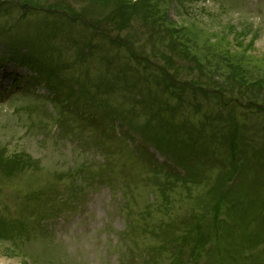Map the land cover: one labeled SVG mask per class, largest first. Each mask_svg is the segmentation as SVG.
Wrapping results in <instances>:
<instances>
[{
	"label": "rangeland",
	"instance_id": "obj_1",
	"mask_svg": "<svg viewBox=\"0 0 264 264\" xmlns=\"http://www.w3.org/2000/svg\"><path fill=\"white\" fill-rule=\"evenodd\" d=\"M128 1L0 0V264H264V112L246 106L253 83L264 86V0L162 2L168 27L184 28L196 48L220 42L255 78L243 97L230 84L222 119L212 118L215 98L188 91L182 102L132 81L126 47L91 33L94 21L112 27L105 12ZM135 21L121 35L144 33ZM143 51L162 67L150 45ZM174 61L179 81L205 83ZM185 123L193 136L178 129ZM233 130L243 138L234 149L222 138ZM198 223L217 230L187 235Z\"/></svg>",
	"mask_w": 264,
	"mask_h": 264
},
{
	"label": "trees",
	"instance_id": "obj_2",
	"mask_svg": "<svg viewBox=\"0 0 264 264\" xmlns=\"http://www.w3.org/2000/svg\"><path fill=\"white\" fill-rule=\"evenodd\" d=\"M166 0H129L127 3L125 2H119L115 6L108 8V10L105 12L106 15H109V22L108 25H112V27H106L105 28H97V22L94 21L89 26L91 29V33L97 35L98 30L101 29V35L104 36L105 39L109 41L112 45L115 47H126L125 51L127 52V57H129L131 60H134V67L130 70L131 71V77L132 81H150L152 83H156L159 87L162 88V92L166 93V91L170 92L171 97H175L180 99V101H185V93L191 92V95H193V98L195 101H198L199 98H197V95L200 92V96L205 97L206 99L215 98V105H216V114L212 118H219L222 119L223 116H229L230 109L227 106V101L224 100V93L228 92L231 93L233 88L231 87V83H233L236 88L238 89L237 96L243 97V92L241 88L246 89L248 88V83L244 82L246 81H252L255 78H249L246 77V74H244L243 70H241L240 66L233 63L235 62H242L243 60L240 59V61L235 57L234 51L225 52L224 46H222L219 42V44L208 45L207 50H203L197 48L190 43L191 41V35L184 31V28H177L175 25H171L169 23H166L164 20V2ZM81 15H83L81 13ZM139 19V24L141 25V28L144 29L143 32H139V29H135L132 31L135 35H121V30H123L125 27L127 28H136L137 21L136 19ZM168 24V25H167ZM88 27V26H85ZM175 27V28H174ZM167 28H170L169 30ZM174 30V31H173ZM110 34H113V36H110ZM176 34V36H175ZM133 35V36H132ZM134 37V38H133ZM142 38V44L139 45L138 41ZM160 44V45H157ZM151 48V56H155L159 59H163L162 67H156L155 69L153 67V63L151 62L149 56H147V53L145 54L143 51V48L145 46H149ZM205 51V52H204ZM204 52V53H203ZM243 55V54H242ZM234 56V58L232 57ZM180 59L184 62L186 70H192L196 69L201 73L202 76L205 77V83L199 81L201 79V76H198V79H195V81H179L178 78V71L182 68V66L177 65L175 63V59ZM23 59V58H22ZM25 59V58H24ZM23 63L25 60H19ZM245 62H251L252 59H246ZM187 62H192L195 65V68H193L191 65L187 66ZM31 68H34L37 66L31 63L29 64ZM144 70L148 68H153V71H145L144 75L142 74V71L139 70L140 67ZM126 67H129L128 65ZM60 67L55 66L54 69L50 70V75H56L58 76ZM125 68V67H124ZM40 72H42L41 68H37ZM126 69V68H125ZM171 69V74L169 73ZM237 69V70H236ZM133 70V71H132ZM110 72V69H109ZM123 69H120L117 73L114 75H118L119 73H122ZM139 73V75L135 74ZM43 73V72H42ZM111 76V74H109ZM113 75V74H112ZM133 76V77H132ZM259 78V77H258ZM257 78V79H258ZM154 80V81H153ZM221 80V81H220ZM220 81V82H219ZM211 86L214 90H212L215 93H208L207 89ZM259 87L264 89V86H257V84H254L251 86V96L247 97V103L246 106H251V108H254L252 105H254L259 111L264 112V93L259 94L260 89ZM179 90V95L175 94V90ZM184 93V94H183ZM180 95L183 96V98H180ZM262 96L261 104L258 103L259 97ZM69 98V96H68ZM179 104V102H178ZM177 104V110L173 112V114H177V112L180 110L178 108ZM190 104L191 107L198 106L194 101H190L188 103L183 104L184 107L187 108V105ZM260 104V105H257ZM152 105V104H149ZM155 108L159 107L160 110L164 111V108L162 107L161 103L158 102V104H154ZM182 104L179 106L181 108ZM210 106V105H209ZM160 113V110L157 109ZM227 110V115H224L223 113ZM252 110V109H249ZM206 113L204 112V115ZM210 115V113L208 114ZM225 122V119H223ZM207 123V122H206ZM169 126H172L174 128V122L170 123ZM204 126H209L208 124H205ZM188 125L183 124L178 126V129L181 128L184 132V136H193L192 133H194L196 130L194 129V125L191 124V129H189ZM176 129V133H179V130ZM223 129V128H222ZM235 130H233V133H224V136L222 138L225 140V143L231 147L235 148V145L237 143V140L243 139L234 137ZM197 137L203 136V132L199 131L195 135ZM210 136V135H209ZM257 139V138H256ZM255 139V140H256ZM254 141V140H252ZM250 141V142H252ZM197 144V143H196ZM240 148V146H237ZM252 147V146H251ZM6 158L4 155L0 157V165L4 166V162H6ZM231 177V176H230ZM226 200L225 202H231V204L234 201H231V199L221 196L220 202ZM231 209H234L233 207ZM210 209L206 212V214L210 213ZM205 218V215L203 216V219ZM220 223H224L220 220ZM219 223V224H220ZM204 225V224H203ZM213 229V233L216 232L217 227L214 225H211L208 223L205 226H201V224H196L194 227H191L187 230V235L195 234L202 231L203 233L210 234L211 230Z\"/></svg>",
	"mask_w": 264,
	"mask_h": 264
}]
</instances>
